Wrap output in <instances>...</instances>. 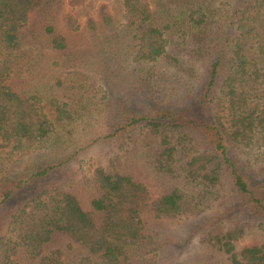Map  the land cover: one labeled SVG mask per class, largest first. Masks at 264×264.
<instances>
[{
  "label": "trees",
  "instance_id": "16d2710c",
  "mask_svg": "<svg viewBox=\"0 0 264 264\" xmlns=\"http://www.w3.org/2000/svg\"><path fill=\"white\" fill-rule=\"evenodd\" d=\"M122 7L123 25L101 6L82 26L61 0H0V264H159L143 254L156 242L149 221L194 216H206L218 262L264 264V0ZM117 83L162 101L192 95L191 108L117 102ZM91 145L106 149L86 205L60 181L33 195ZM38 151L64 156L12 176ZM246 217L261 241L237 249Z\"/></svg>",
  "mask_w": 264,
  "mask_h": 264
},
{
  "label": "rangeland",
  "instance_id": "374dc122",
  "mask_svg": "<svg viewBox=\"0 0 264 264\" xmlns=\"http://www.w3.org/2000/svg\"><path fill=\"white\" fill-rule=\"evenodd\" d=\"M101 6H105L113 16L115 21L114 27L127 22L124 16L122 0H84L81 4L74 7L68 4V0H61L62 13L73 14L82 26L86 24L87 19L96 17ZM181 54L183 56L185 52L181 51ZM169 90L165 88L166 92ZM113 93L116 96L117 102H120L122 98H127L132 104L150 105L151 107H160L157 105L163 102L165 103L164 106L170 105L175 109H180V113H186L191 108L192 95L189 98H183L178 94L171 98L165 97V100L162 101V97L157 92L153 93L151 98L148 97V93L144 94L140 88H132L128 83L115 84ZM194 137L197 145L202 147V136L199 133H195ZM105 149L106 147L102 145H91L88 148L80 150L72 159H69L68 154H66L62 164L59 167L57 166V169H54V172L47 179L41 181L39 185L38 183H33V189L30 191H33L34 195L37 187H40V184L48 186L56 181H60L65 183V185L67 183V185L71 184L70 186H72V189H75L74 191L81 202L86 205L88 192L85 190V186L87 185L85 179L88 178L90 167L101 161ZM63 156L64 154H59L56 157H52L45 155L41 151L27 155L22 157L14 169L15 174L12 176L25 177L34 175L38 169H43L46 166L53 167ZM54 160L56 162H52ZM138 176L139 179L144 180L149 185L152 192L155 194L160 192V186L156 185V179L150 173L138 171ZM203 218H206V216L165 219L160 222L149 221L148 226L156 236L154 246L157 250L152 246L153 249L150 248L144 251V256L152 257L157 251L159 264H223L218 262V257L210 254L202 242L203 236L211 230L206 227L208 225L206 224L207 222L200 224ZM244 221H249L251 224L246 234L237 243V249L261 241L260 235L257 233L258 226L254 219L252 217H246Z\"/></svg>",
  "mask_w": 264,
  "mask_h": 264
}]
</instances>
